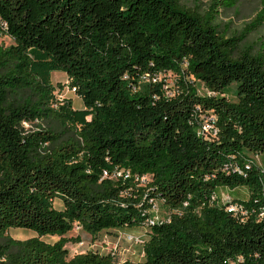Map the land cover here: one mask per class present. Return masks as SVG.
I'll list each match as a JSON object with an SVG mask.
<instances>
[{
    "label": "trees",
    "instance_id": "1",
    "mask_svg": "<svg viewBox=\"0 0 264 264\" xmlns=\"http://www.w3.org/2000/svg\"><path fill=\"white\" fill-rule=\"evenodd\" d=\"M222 4L0 0V37L14 42L0 44V264H119L69 258L76 226L147 229L141 264H264V52L219 32ZM54 72L82 110L55 100ZM205 117L215 138L199 134ZM36 122L63 131L24 129ZM224 191L249 215L228 213Z\"/></svg>",
    "mask_w": 264,
    "mask_h": 264
},
{
    "label": "rangeland",
    "instance_id": "2",
    "mask_svg": "<svg viewBox=\"0 0 264 264\" xmlns=\"http://www.w3.org/2000/svg\"><path fill=\"white\" fill-rule=\"evenodd\" d=\"M223 4L219 7L215 24L219 32L227 38L244 36V40L240 45V51L247 48H252L254 53L264 52V22L257 24V16L264 10V0H221ZM180 4L192 11L203 15L207 13L213 3V0H179ZM0 44L5 47L14 45L13 40L8 36L0 37ZM170 87L173 88L175 82L174 76L166 78ZM52 84L55 86V100L59 103L70 101L73 108L82 110L84 103L75 92L69 87L70 81L67 75L63 72H54L51 76ZM201 90V93H204ZM230 100H236L234 95V87L231 88L227 95ZM24 129L28 133H33L41 130L52 129L61 133L63 129L52 122H36L34 124L24 125ZM264 160V156L260 159ZM150 177L142 180V185L147 184ZM224 202L228 201L226 191L222 192ZM233 197L245 198L247 195L239 194L238 192L232 195ZM161 207V216L166 214V210ZM55 207L62 209L61 202L56 201ZM34 231L21 228H11L6 233L7 238L13 240L25 241L32 237H36ZM129 236L141 237L148 239V230L143 228L122 229L120 231L103 232L97 237H92L84 232L80 227L76 226L66 238L68 240L80 239V242L75 243L70 241L66 249L69 252V258L76 254L95 252L101 255H114L119 264H141L144 262V245L140 243H132L127 240ZM47 243L54 244L60 240V237H44L42 238Z\"/></svg>",
    "mask_w": 264,
    "mask_h": 264
},
{
    "label": "built area",
    "instance_id": "3",
    "mask_svg": "<svg viewBox=\"0 0 264 264\" xmlns=\"http://www.w3.org/2000/svg\"><path fill=\"white\" fill-rule=\"evenodd\" d=\"M213 123H214L213 118L205 117L203 119V124L201 130L199 131V134L205 136L206 138H215L218 135V130L216 129ZM246 168L249 169L250 165L248 164ZM222 202L225 205L227 212L235 217L243 219L249 215V210H247L243 205L233 203L230 197L228 198L227 202H224L222 197ZM158 221H160V218L155 217L152 221L149 222V226L154 225ZM127 240L132 243L144 244V241L142 240L141 237L129 236Z\"/></svg>",
    "mask_w": 264,
    "mask_h": 264
}]
</instances>
